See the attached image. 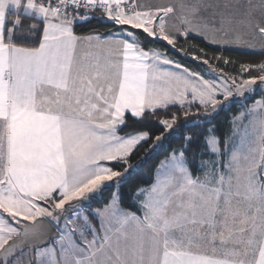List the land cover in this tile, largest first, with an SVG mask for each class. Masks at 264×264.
Segmentation results:
<instances>
[{
	"label": "snow or ice",
	"instance_id": "6c2138e0",
	"mask_svg": "<svg viewBox=\"0 0 264 264\" xmlns=\"http://www.w3.org/2000/svg\"><path fill=\"white\" fill-rule=\"evenodd\" d=\"M0 264H264V0H0Z\"/></svg>",
	"mask_w": 264,
	"mask_h": 264
},
{
	"label": "trees",
	"instance_id": "16d2710c",
	"mask_svg": "<svg viewBox=\"0 0 264 264\" xmlns=\"http://www.w3.org/2000/svg\"><path fill=\"white\" fill-rule=\"evenodd\" d=\"M100 30L103 31L104 29L101 28ZM189 43H195V44H197V45H199L201 47L204 46V43L202 41H200L199 39H196V38H190ZM155 46L157 48H162V45L161 44H156ZM209 51L212 52V51H215V49L209 48ZM224 55L231 56L233 59H241V57L239 56L238 52H236V51H233V52H225ZM177 58H179V57H177ZM185 63H187L189 66H194L193 63L190 60H187L186 59L185 60ZM221 119H223V116L221 117ZM147 179H148V176L145 175L144 176V180H147Z\"/></svg>",
	"mask_w": 264,
	"mask_h": 264
},
{
	"label": "crops",
	"instance_id": "0c3cea01",
	"mask_svg": "<svg viewBox=\"0 0 264 264\" xmlns=\"http://www.w3.org/2000/svg\"><path fill=\"white\" fill-rule=\"evenodd\" d=\"M150 2H152V3H166L167 2V0H150ZM12 17L10 16V19H11Z\"/></svg>",
	"mask_w": 264,
	"mask_h": 264
}]
</instances>
